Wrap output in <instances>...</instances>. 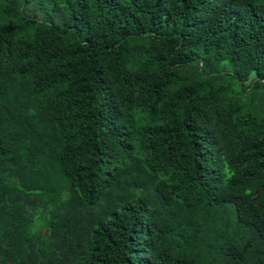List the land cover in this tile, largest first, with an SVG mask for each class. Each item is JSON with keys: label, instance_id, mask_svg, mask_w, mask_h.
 I'll return each mask as SVG.
<instances>
[{"label": "trees", "instance_id": "1", "mask_svg": "<svg viewBox=\"0 0 264 264\" xmlns=\"http://www.w3.org/2000/svg\"><path fill=\"white\" fill-rule=\"evenodd\" d=\"M0 264H264V0H0Z\"/></svg>", "mask_w": 264, "mask_h": 264}]
</instances>
